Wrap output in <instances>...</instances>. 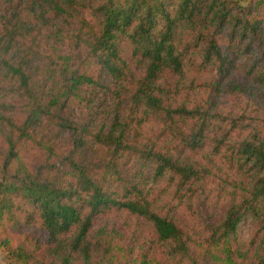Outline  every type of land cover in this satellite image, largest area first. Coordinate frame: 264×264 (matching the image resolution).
I'll use <instances>...</instances> for the list:
<instances>
[{
	"label": "trees",
	"instance_id": "16d2710c",
	"mask_svg": "<svg viewBox=\"0 0 264 264\" xmlns=\"http://www.w3.org/2000/svg\"><path fill=\"white\" fill-rule=\"evenodd\" d=\"M0 248L264 264V0H0Z\"/></svg>",
	"mask_w": 264,
	"mask_h": 264
},
{
	"label": "rangeland",
	"instance_id": "374dc122",
	"mask_svg": "<svg viewBox=\"0 0 264 264\" xmlns=\"http://www.w3.org/2000/svg\"><path fill=\"white\" fill-rule=\"evenodd\" d=\"M204 216L207 217V214L204 212ZM253 231V221L251 218H247L240 226L239 228V235L242 240H247ZM1 256L3 261L6 263V254L5 252L0 248Z\"/></svg>",
	"mask_w": 264,
	"mask_h": 264
},
{
	"label": "crops",
	"instance_id": "0c3cea01",
	"mask_svg": "<svg viewBox=\"0 0 264 264\" xmlns=\"http://www.w3.org/2000/svg\"><path fill=\"white\" fill-rule=\"evenodd\" d=\"M0 264H6L3 259H2V256H1V251H0Z\"/></svg>",
	"mask_w": 264,
	"mask_h": 264
}]
</instances>
